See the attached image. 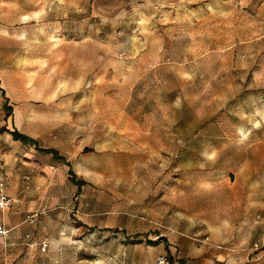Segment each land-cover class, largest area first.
Listing matches in <instances>:
<instances>
[{
    "label": "rangeland",
    "instance_id": "obj_1",
    "mask_svg": "<svg viewBox=\"0 0 264 264\" xmlns=\"http://www.w3.org/2000/svg\"><path fill=\"white\" fill-rule=\"evenodd\" d=\"M0 173V264H264V0H0Z\"/></svg>",
    "mask_w": 264,
    "mask_h": 264
},
{
    "label": "built area",
    "instance_id": "obj_2",
    "mask_svg": "<svg viewBox=\"0 0 264 264\" xmlns=\"http://www.w3.org/2000/svg\"><path fill=\"white\" fill-rule=\"evenodd\" d=\"M7 179L1 176L0 173V213L4 214L11 207V199L6 195ZM33 216L29 219V223H33ZM8 231L3 223L0 220V237L6 236Z\"/></svg>",
    "mask_w": 264,
    "mask_h": 264
},
{
    "label": "trees",
    "instance_id": "obj_3",
    "mask_svg": "<svg viewBox=\"0 0 264 264\" xmlns=\"http://www.w3.org/2000/svg\"><path fill=\"white\" fill-rule=\"evenodd\" d=\"M13 135L15 136V139H16V140H18V139L21 138L16 132H14Z\"/></svg>",
    "mask_w": 264,
    "mask_h": 264
}]
</instances>
